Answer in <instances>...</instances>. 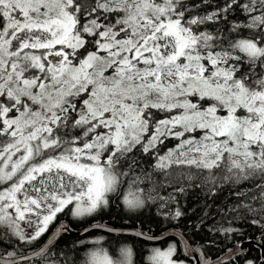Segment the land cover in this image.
Returning <instances> with one entry per match:
<instances>
[{"label":"snow or ice","instance_id":"1","mask_svg":"<svg viewBox=\"0 0 264 264\" xmlns=\"http://www.w3.org/2000/svg\"><path fill=\"white\" fill-rule=\"evenodd\" d=\"M0 245L264 264V0H0Z\"/></svg>","mask_w":264,"mask_h":264},{"label":"trees","instance_id":"2","mask_svg":"<svg viewBox=\"0 0 264 264\" xmlns=\"http://www.w3.org/2000/svg\"><path fill=\"white\" fill-rule=\"evenodd\" d=\"M174 144H175L174 141H167L166 142L167 148L174 147ZM167 148H165V151L167 150ZM195 203H196V196H195V194H193L191 200L189 201L188 206L189 207H193V206H195ZM104 219L108 220L110 223L114 224L117 227H119L120 225L124 224V221L120 218V214L117 212L116 209H113L111 215L110 216H105ZM74 227L82 228L83 225H80V226L74 225ZM156 230L159 231V228H157ZM79 238H82V237L70 236V237H65L64 239H60L59 240V244L57 245V247H59L60 245H63L65 243V241L68 240V239L75 240V239H79ZM87 238H91V234H88ZM113 243H114V241H113ZM149 245L150 244H148L146 241H143V240H140V239L136 240V245L135 246H136V249L138 250L137 259L141 260V262H142L143 257L146 256V249L150 247ZM6 250L10 251L11 248L7 247L6 245H0V254L4 253ZM25 251L29 252V251H31V249H26ZM209 254L215 256L216 250L215 249H211ZM81 255L82 256L84 255L83 251L81 252Z\"/></svg>","mask_w":264,"mask_h":264},{"label":"flooded vegetation","instance_id":"3","mask_svg":"<svg viewBox=\"0 0 264 264\" xmlns=\"http://www.w3.org/2000/svg\"><path fill=\"white\" fill-rule=\"evenodd\" d=\"M55 227H56V224L54 223L53 225L50 226L49 231L47 233H45L42 237H40V239L35 242V245H32L29 249H31V251H35L36 249L41 247L43 245V243L47 240L49 235L52 233V231L55 229ZM72 236H74V235H72ZM75 237H78V236H75ZM147 243L150 244L149 245L150 247H152L154 244V243H149V242H147Z\"/></svg>","mask_w":264,"mask_h":264},{"label":"water","instance_id":"4","mask_svg":"<svg viewBox=\"0 0 264 264\" xmlns=\"http://www.w3.org/2000/svg\"><path fill=\"white\" fill-rule=\"evenodd\" d=\"M53 231H54V230H53ZM53 231H52V232H53ZM51 234H52V233H51ZM51 234L49 235V237L47 238V240L43 243V245L47 243L48 239L51 237ZM74 236H78V237H79L78 233H77V234H74ZM140 240L145 241L144 239H140ZM146 242H149V241H146ZM149 243H154V242H149ZM43 245H42V246H43ZM39 248H40V247H39ZM39 248H38V249H39ZM36 250H37V249H36Z\"/></svg>","mask_w":264,"mask_h":264}]
</instances>
